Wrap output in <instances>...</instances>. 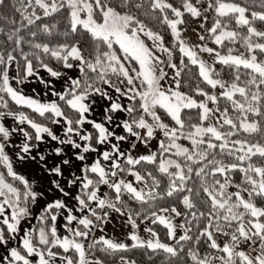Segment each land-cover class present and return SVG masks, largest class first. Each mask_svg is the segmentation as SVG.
<instances>
[{"label": "snow or ice", "instance_id": "6c2138e0", "mask_svg": "<svg viewBox=\"0 0 264 264\" xmlns=\"http://www.w3.org/2000/svg\"><path fill=\"white\" fill-rule=\"evenodd\" d=\"M251 3L264 9V0ZM5 6L19 19L0 15L12 25L7 31L0 27L4 43L12 45L0 48V264H102L90 258L97 250L111 255L137 248L162 252L169 264H264V206H260L264 205V29L256 26L264 25V11L227 0H182L179 7L170 0H0V7ZM60 13L66 21L62 35L76 39L37 42L38 33L52 36L56 28L55 23L38 22ZM205 13L213 14L207 38L217 48L227 49L221 54L206 44L198 46L214 57L211 65L181 38L185 14L203 17L200 28L204 29ZM140 14L170 30L177 43L166 47L163 35ZM26 30L27 40L20 35ZM81 34L86 37L83 41ZM82 43L88 45L87 54ZM173 48L188 63L183 58L179 66L173 63ZM46 59L58 62L61 69L51 67ZM216 64L230 70V81L220 78ZM189 65L198 68L208 88H219V95L199 86L195 94L200 100L182 92L180 77ZM38 68L64 80L63 91H51L56 99L41 100L19 87L39 78ZM166 68L173 70L171 77ZM72 69L78 71L77 78L66 75ZM166 78L173 83L167 84ZM40 83L49 88L50 82L40 78ZM100 101L105 104L102 120L97 121L94 106ZM16 109L30 110L31 115ZM193 110L196 122H192ZM214 116L216 125L205 126ZM8 118L17 127H6ZM158 132L163 139L155 152L134 157L121 149L130 137L132 149L137 142L147 147ZM13 134L22 137L19 145L12 143ZM181 139L191 147L178 143ZM48 144L52 147L45 154L41 145ZM9 147L18 149L17 162L39 165L45 179L51 177L48 191L61 197L46 203L37 224L23 235L21 224L45 191L16 171ZM142 165L153 167H145L141 174L137 166ZM154 172L167 179L163 188ZM236 173L241 174L238 183L233 180ZM102 186L110 193H101ZM124 195L147 205L141 210V223L162 225L174 243L162 242L151 226L144 228L149 238L142 239L134 218L141 211L126 210ZM66 198L75 204L70 207ZM168 198L174 201L157 207L156 201ZM104 209L127 215L130 245L103 236L85 245L93 230L103 231L101 225L109 215ZM181 216L183 221L175 224L174 218ZM60 217L67 235L58 234ZM221 237L227 238L223 244L218 242ZM13 242L17 246H11ZM203 246L208 251L202 255ZM119 259L121 264H135L123 256Z\"/></svg>", "mask_w": 264, "mask_h": 264}, {"label": "trees", "instance_id": "16d2710c", "mask_svg": "<svg viewBox=\"0 0 264 264\" xmlns=\"http://www.w3.org/2000/svg\"><path fill=\"white\" fill-rule=\"evenodd\" d=\"M170 2H172L175 6L179 7L181 5V3H182V0H170ZM227 2L240 3V4L244 5V6L252 7V10H255V11H264V9H261L260 7L252 6L251 0H227ZM0 15L6 16L9 19H11L13 17H15L17 20L19 19V15L18 14H14L12 12L10 6L0 7ZM207 16H208V21L205 24V32H204V35L206 37L205 41H206L207 45L212 47V48L219 49L222 52H226L227 51L226 48H217V46L214 45L213 43H211V40L209 38H207L206 29L210 28L211 25H212L213 14L208 13ZM140 18L144 19L145 22L148 23L149 26L152 27L154 31H159L160 34L163 35L166 47L172 48V46L174 44H176L175 40L171 36L170 30L166 29V27L160 26L155 21H151V20L145 18L142 14H140ZM184 18L186 20L185 25L188 24L191 21V17L188 14H185ZM38 23H47L49 25L55 23L56 24V28L53 30V35L52 36H46V35H43L41 33H38V35L36 37L37 42L57 44V43L64 42L65 39H68V40H75L76 39V37L65 38L62 35V33L66 30V21L63 19V14L62 13L56 14L53 17L47 18L46 20L40 21ZM256 26L258 28L264 29V25H261L260 22H257ZM0 27H3L5 29V31H7V30H9L12 27V25L8 24L7 22H5L3 20H0ZM30 30H36V29L32 28ZM243 31L244 30H242V32ZM20 35L24 36L26 40L30 39V37L28 36V31L27 30L26 31H22L20 33ZM85 38H86L85 34H81L80 37H79V39L81 41H83ZM5 39H6V37L3 34H0V48H11L12 47L11 44H5L4 43ZM81 46L85 48V52L87 54L88 45L82 43ZM235 46H238L237 49H239V51H240V49H241L240 46L239 45H234L233 47H235ZM24 49H25V51H29V48H28L27 44L24 45ZM173 53H174L173 54V58H172V62L173 63H176L179 66L180 60L182 58L184 59L185 63H188L187 58L186 57H182L177 49L173 48ZM46 62H48L49 65L51 67L55 68V69H61V65L58 62L48 61L47 59H46ZM215 67H216V69L218 71L221 72L220 78H222V79H224L226 81H230V75H229L230 70L229 69H226V68H224V66L218 65V64H216ZM38 69H40V68H38ZM180 79H181V89L180 90L182 92H185V93L193 96L197 100L202 99V97H198L195 94V89H196L197 86H199L200 88L205 89L206 91H209V92L211 91V89L208 88V86L205 85L201 81V79L199 78V76H198V68L195 67V66L189 65V67L186 68L182 72ZM224 103H226V102L225 101H221V105H223ZM13 108L15 109L14 105H13ZM16 110L17 111H25L26 114L31 115L30 110H27V109H16ZM0 111H3V109H0ZM195 111L196 110H193L194 118H193L192 122H196L195 121ZM165 122H170V121L166 119ZM222 131H223V129H222ZM178 143L184 145L185 147H189V148L191 147L189 141L184 140V139H181L180 141H178ZM157 150H158V148H157ZM172 158L173 159H181V158H177V157H172ZM224 159H225V162H228L227 158H224ZM254 159H257V162H259L258 158H254ZM137 167H138V169L141 170V174H144L143 169L145 167L152 168L153 166H151V165H146V166L142 165V166H137ZM193 167L197 168V167H199V165H193ZM154 175H156L161 180V186L163 188L167 184V179L165 177L160 176L159 173H155L154 172ZM240 178H241V174H239V173L233 174L234 182H237V183L240 182ZM194 180H195V177H194ZM149 183H151V182L149 181ZM189 183H190V185L193 184L192 181H190ZM195 186L198 187V183ZM107 192L110 193V190L108 189ZM201 195H203V194L201 193ZM123 199L126 202V210H131L133 213H135L137 211H141L142 209H147L148 208L147 205H141L140 203L136 202L135 200H130L127 195H124ZM172 201H174V198H168V199H166L164 201H156L155 203H156L157 207H159V206H168V204L170 202H172ZM31 207H30V210H31ZM178 209L182 213L185 211V209L183 208L182 205H178ZM143 215H144V213L141 211V215L139 217H135L134 216V218L136 219V221L139 222L143 218ZM182 221H183V218H182ZM36 224H37V220L35 221L34 225H36ZM153 226L159 232L161 238L166 241L167 240V237L165 235L166 229H164L162 225H158V224L157 225H153ZM193 231L195 232V229ZM127 244L130 245L131 242L128 241ZM99 247L100 246L97 245V249H99ZM207 251L208 250H207L206 246H203L201 248V254L202 255L205 254ZM69 255H72V253H69ZM121 256L127 258L130 261H134L137 264H169V261L166 258L164 253L160 252L158 254H153L149 250H146V249H143V248L130 249L127 252H118V253H114V254H111V255L97 250L95 252V256L94 257H90V258L100 259L104 263L112 264V263H116L118 260H120L119 258ZM189 264H190V262H189Z\"/></svg>", "mask_w": 264, "mask_h": 264}, {"label": "rangeland", "instance_id": "374dc122", "mask_svg": "<svg viewBox=\"0 0 264 264\" xmlns=\"http://www.w3.org/2000/svg\"><path fill=\"white\" fill-rule=\"evenodd\" d=\"M207 14L208 13H205V15H207ZM202 20H203V17L198 18V19L191 17V21L188 24L181 26V28L183 29V31L181 33V38L185 41V43L188 46L192 47L195 51H197L198 57L200 59L204 60L207 64L211 65V64H214V57L209 55L208 53L200 52L199 47H198V46H203L205 44L207 45L205 40L201 41L199 39V36L204 35V32H205V28L204 29L200 28V24H201ZM240 31L242 32V30H240ZM175 43H177V42L175 41ZM208 47H210V46H208ZM237 47L238 46H235V48H237ZM217 50L220 51L219 49H217ZM240 51H243V49L241 48ZM220 52H221V54H227V51L226 52L220 51ZM234 54H236V53H234ZM166 71H168L169 77H171L173 75L172 69L166 68ZM166 82H169V84L173 83L170 78H166ZM220 91L221 90L219 88L214 89V90L211 89L210 93H214L216 95H219ZM36 98H38V97H36ZM38 99H40V98H38ZM44 100H52V99L47 97ZM210 107H214V106L210 105ZM4 122H5L6 127H9V128L17 127V125L10 118L6 119ZM208 125H216L215 116L210 118L208 121L205 122V126H208ZM24 127H27V126L24 125ZM21 139H22L21 136H19L17 134H13L12 143L19 145ZM159 139H163V137H162V134L158 132L157 133V139L150 141L149 145L147 147H145L143 144L137 142L136 148L131 149V154L134 157H139L140 155L149 154V152H155L158 148V140ZM42 146H43V148H45L44 145H41V148H42ZM182 146H184V145H182ZM17 150H18L17 148H13V147H9L7 149L9 155L13 159L16 171L19 172L20 174L24 175L26 178H28L30 180V182H32L37 189L45 191V196L42 197L40 199V201L35 206L31 207L32 215L28 219H30V221L34 222V221H36V217L39 215V214L36 215L37 209H42L43 206L46 203L50 202L53 198H61V197H60L59 193H53V192L48 191V189L50 187L48 181L50 179L49 178L45 179V177H43L42 175H40L36 171L37 164H35V162H29L30 164H28V165L30 166V168H26L25 165H22V163L17 162L15 160L14 153ZM90 162H91V160H89V163ZM124 178L128 181L134 182V178L131 176L126 175V176H124ZM134 186L137 187L138 189H140L143 187V184H135L134 183ZM107 190L108 189L106 186L101 187V193L107 192ZM235 190H236L235 188L229 189V191H235ZM66 199H67V202L69 203L70 207L75 204V201H72L70 198H66ZM260 206H264V205H260ZM103 211H107L109 213L107 221L101 225L103 227V231H100L99 228L93 230V232L90 235V239L83 241L85 243V245L86 246L89 245L92 242V240L99 239L101 236H103L107 239H111L114 242L128 243V241H130V240H128V236H129L130 232L132 231V229H131V225L127 222V215L121 216L120 214L113 212V211H110L108 209H104ZM75 214L78 216L82 215L81 213H75ZM165 215H167V214H165ZM182 218H183L182 216L181 217H175L174 223L178 225L179 223L182 222ZM141 220H143V218ZM141 220L139 222L137 221V224L139 225V227L136 231L141 236L142 239H148L149 234L144 231V228L146 226H151L154 230H156V228L151 224L150 221H144L143 223H141ZM63 223H64L63 217L58 218V222H57L58 234L61 236L67 235V233L64 232L63 228L61 227V225ZM96 223L99 224L100 222H96ZM177 231H178V234H181L180 229H177ZM158 234H159V232H158ZM226 239L227 238L221 237L218 242L223 244ZM161 240H162V242H166V243H170V244L174 243L173 241H169L168 239L165 241L161 238ZM13 243L16 244L15 242H13ZM243 250L247 251V247L243 246ZM102 264H107V263L102 262ZM112 264H121V261L118 260L116 263H112ZM135 264H137V263L135 262Z\"/></svg>", "mask_w": 264, "mask_h": 264}, {"label": "crops", "instance_id": "0c3cea01", "mask_svg": "<svg viewBox=\"0 0 264 264\" xmlns=\"http://www.w3.org/2000/svg\"><path fill=\"white\" fill-rule=\"evenodd\" d=\"M147 43L149 45H151V41H147ZM158 55H161L162 59L167 60V56L157 53ZM38 73H39V78L37 77H33L30 79V82H26L24 85L19 86L22 88L24 94L26 95H31V96H36L38 98H40L41 100L46 99L47 97L51 98L52 100L56 99V97L51 96V91L55 90V91H63L64 88L66 87L64 80L63 79H55L52 78L44 69L40 68L38 69ZM11 74V73H10ZM66 75L72 78H77L79 73L76 69H72V70H66ZM40 78H42L44 81L46 82H50L49 84V88H45L44 84L40 83ZM167 84H169V82H166ZM13 86L16 87L15 82L13 81ZM47 92L48 95H44V93ZM37 93H39V95H37ZM99 99V98H97ZM105 102L100 101L99 103H97L94 106V116L93 118L96 119L97 121L102 120V108L104 106ZM52 127H54V131H57L58 126L53 125ZM118 134H123L122 131L120 129H116ZM58 134L62 135V132H58ZM134 140V138L130 137L129 138V142H122L121 143V149L122 151L125 152H131V147L130 144L131 142ZM45 148H43L42 146V150L44 151L45 154L48 153V151L51 149L52 145L48 144V145H44ZM15 154V153H14ZM95 154H91V157H94ZM91 160V158H90ZM29 162L32 161H26L24 163H22V165H25L26 168H30V166L28 164H30ZM78 163V162H77ZM36 171L42 175L43 177L46 176V173L43 171V169L37 165ZM49 179H51V177H48ZM42 209H37L36 211V215L40 214ZM35 221L32 222L30 221V219H27L26 221L22 222L21 224V235H23V231H27L29 228H31L34 225ZM11 246H17V244H12ZM0 255H3V252H0Z\"/></svg>", "mask_w": 264, "mask_h": 264}]
</instances>
